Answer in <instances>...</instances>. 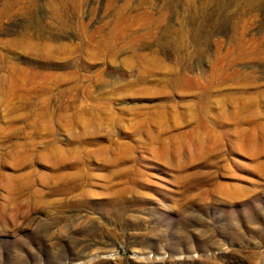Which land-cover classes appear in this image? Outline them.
Instances as JSON below:
<instances>
[{"label": "rangeland", "instance_id": "1", "mask_svg": "<svg viewBox=\"0 0 264 264\" xmlns=\"http://www.w3.org/2000/svg\"><path fill=\"white\" fill-rule=\"evenodd\" d=\"M0 264H264V0H0Z\"/></svg>", "mask_w": 264, "mask_h": 264}, {"label": "bare ground", "instance_id": "2", "mask_svg": "<svg viewBox=\"0 0 264 264\" xmlns=\"http://www.w3.org/2000/svg\"><path fill=\"white\" fill-rule=\"evenodd\" d=\"M7 2V1H6Z\"/></svg>", "mask_w": 264, "mask_h": 264}]
</instances>
